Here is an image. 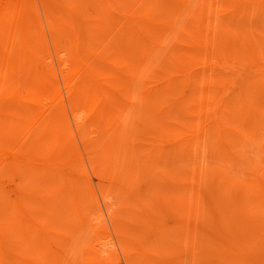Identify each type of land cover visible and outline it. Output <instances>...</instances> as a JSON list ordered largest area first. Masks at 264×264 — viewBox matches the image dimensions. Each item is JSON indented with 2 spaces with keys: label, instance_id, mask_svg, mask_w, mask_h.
<instances>
[{
  "label": "bare ground",
  "instance_id": "bare-ground-1",
  "mask_svg": "<svg viewBox=\"0 0 264 264\" xmlns=\"http://www.w3.org/2000/svg\"><path fill=\"white\" fill-rule=\"evenodd\" d=\"M39 2L49 41L36 0H0V264H121L101 215H86L60 84L109 206L127 189L91 138L141 123L134 150L159 183L110 214L124 264H264V223L243 232L218 209L200 230L218 199L208 179L242 188L231 206L252 194L254 223L264 215V0Z\"/></svg>",
  "mask_w": 264,
  "mask_h": 264
},
{
  "label": "rangeland",
  "instance_id": "rangeland-1",
  "mask_svg": "<svg viewBox=\"0 0 264 264\" xmlns=\"http://www.w3.org/2000/svg\"><path fill=\"white\" fill-rule=\"evenodd\" d=\"M36 2H37V5L39 7L40 18L42 20V27L44 29V33L46 32L45 35H46V38L49 41V37H48L49 30L47 29V27H46V25H45V23L43 21V15H42L41 7H40V2H39V0H36ZM225 73H227V72H225ZM60 92H61V100H62V116H63L64 124L68 128V132H69V134L72 137V138L70 137V142H71V147H72V149L74 151L75 161H76L78 167L80 168V171H81V179H82L83 183L86 184V189L88 191V194L92 198V200L90 202L91 205L88 208V210L86 211V213H87L86 215L88 216V218H91L93 215H97V214H100L101 215L100 216L101 220L98 221L96 227L97 228L104 229V233L105 234H108V236L105 237V239L108 238L110 240V244L115 249V255L118 257V259L121 262V264H124L123 257H122V254H121L120 250H119V247H118V244H117V241H116V237H115V233H114V230H113V227H112L110 214H111V212H113V210L116 211L118 209V204L117 203L123 204L124 202H126L127 206H133V204H135V200H136L137 196L140 193H143V192L149 190V188H151L152 186L153 187L154 186H157L158 183H159V177L157 175H155L154 172L149 173L146 170L147 164L145 163V161L142 160V157L140 156V153L138 151L134 150L133 143H134L135 137H134V134H133L132 131L134 129H138V127L141 125V123L139 122V119L137 118L136 115H132L131 118L128 119V125H129L128 128L118 129V130L114 131L110 136H107L106 138H103V139L100 137L101 136L100 134L97 135V136H92V138H91V142L102 143L103 145H105L107 147L106 148V151L108 153L107 154V164L110 165L111 168H112V171L108 172L109 173L108 177L111 178V180H119L120 182L123 181L124 184L122 185V187H125L127 189V192L126 193H121V199H120L119 202H116V194L114 193V199L112 200V202L115 200V203H112L111 202V205L109 206L107 204V201H105L104 198L102 197V193H101L99 184H98V182L96 180V176H95V174L93 173V171H92V169L90 167L89 160H88V157H87V154H86V145L84 144L83 140L78 135L77 127H76V124H75V122L73 120V117H72V114H71V110L69 108V105H68V102H67V98H66V95H65V93L63 91V88H62L61 84H60ZM251 145L252 144L248 145V143H246V144H244L243 147H244L245 150H248L251 153L254 150V148H253L254 146H251ZM248 147L249 148H252V150L250 151V149ZM250 155H252V154H250ZM56 174L59 177L63 178L64 179V182H66V183L67 182H70V180L68 179L69 178L68 170H66V169H64L62 167L60 168V167L57 166L56 167ZM211 180L210 179L207 180V184L206 183L205 184L208 185V186H205L204 188L207 189V191L210 190L211 192L213 190H214L213 192H215L216 191V188H217L219 190L218 191L219 193L217 194L215 192L213 194V192H212V195H210V197H211V199L213 198V200L216 199V198H218V199L215 200V201H213V202L211 201L212 204H210V203L206 202V200H205L208 197L204 198L205 204L208 203L207 204V207L208 208L211 207L209 210L210 211L212 210V211L209 212L207 210L206 205H204L205 207H204V216H203V219H204L205 215H207V216L208 215L209 216L211 215L210 217H213V218H210L209 217V219L208 218H205V220H202L200 218L201 221H202V223L204 221H206L204 223L207 224V225H204L203 224V225L200 226L199 223H198L200 221V219H199V221H197L196 224L198 223V226L201 227V228L199 227L200 230L203 227L204 231L207 232V230H205L206 229L205 226H207V229L208 228L210 229V226H211V229L212 228L214 229V227H212V226L217 225L218 222H219V225H220V222L221 221H219L220 220L219 218H220L221 215H223L221 213L224 212V211H225V214L226 213L227 214H230V213H233L234 214L236 212L235 214H238L237 215L238 217H235V215H233L234 216V219H236L237 221L238 220L239 221L241 220V223H243L242 221H245V219H246V221L244 222V224H245L244 226L245 227L243 229V232L245 231L246 228H247V231H249L248 230L249 225L251 226V227H249L250 228V231H251L254 228L255 229L258 228V226L260 225V223H264V222L261 221V220H264V217H262L264 215L261 216V215L258 214L259 216L257 217V220L255 221L256 224L254 223V220H252V217H249V216L247 217V215H250L251 212L253 211L252 210L253 209V206H252V201H251L253 199L252 194H246V193H244V194H246V198H248V197L250 198L251 196H252V198L251 199L248 198L247 200H246V198H244V201L242 199L243 202H241V200L239 201L242 204L245 203L246 204V207H242V204H238V203L237 204H234L233 206H231V204L230 205L228 204V203H231V202H229V200L227 201V199H229L231 197L232 198L234 197L233 199H235L236 196L239 197V195H241V192H239L238 190H240V189L242 190V188H240L239 186L238 187L240 189L234 187L235 189H238L236 191L239 192V194L237 192L238 195L235 196L236 193L234 192L235 189L232 188L233 186L230 187V188H232V190H231V189L225 187V185L223 184V182L220 183V182H217L214 179H213L214 182L212 180L213 184L214 183H217V184L213 185L212 182L209 183ZM218 183L220 185H218ZM209 185H210V187H209ZM221 185L223 186V188H221ZM224 190H230V191H224ZM205 191L206 190H204V194H205ZM231 191H232L233 194H230ZM227 193L230 194V195H228ZM226 194L228 195L227 198L225 197ZM205 195H204V197H205ZM214 195H215V197L216 196L217 197L216 198L212 197ZM223 196L225 197L226 200L223 198ZM243 197H244V195H243ZM239 199H241V196L239 198H237L236 200L238 201ZM221 200H222V202H221ZM224 200L227 202L228 205H226V206L229 209L228 208H225L226 206L223 207V204L226 203ZM245 200L247 201V203H246ZM218 201H220L221 203H219ZM216 203H218V204H216ZM233 203H235L234 200H233ZM248 203H251V204H248ZM211 205L214 206V207L216 205L217 208L215 207L213 209ZM238 205H241V206H239L240 208L238 207ZM232 208H234V211H233ZM235 208H236V210H235ZM250 208H252V209H250ZM205 209L208 212H206ZM218 209L219 210L220 209L222 210V211L220 210L221 213L220 212L218 213ZM230 209H232V210H230ZM228 211L229 212L232 211V212L229 213ZM217 213H218V217L219 218L216 217L217 218L216 219L215 216L217 215ZM253 213L254 212H252V214ZM255 215H257V214L255 213ZM231 216H232V214H231ZM248 218H250L251 220H249ZM253 218H254V216H253ZM211 219L213 220V222H212ZM230 219H232V221L234 223H232V221L228 222ZM234 219L232 217V218H229L228 220H226L227 221V225H228V223H230V225H229L230 228L231 227L234 228L233 227L234 225L237 226L236 225L237 222H235ZM209 220L211 221L210 224L211 223H214V221H215L216 222V223H214L215 225L214 224L210 225L209 224ZM190 221H192V220H190ZM201 221H200V223H201ZM257 221H260V223H258ZM247 222L249 223L248 226H247ZM238 223L241 224L240 222H238ZM189 225H190V222H189ZM261 225H264V224H261ZM84 226H88V225H84ZM240 226L242 227V225H240ZM80 227H82V226H80ZM217 227H218V225H217ZM84 229H85V233L82 234V236L80 237V239H78L79 245H83V244L87 243L88 240H89L90 234L92 233V232L89 233L90 228L84 227ZM209 229H208V231L210 232L211 230H209ZM153 237H154V235L150 236V242L151 243L152 242H156L158 245L155 243L156 245L154 244V246L155 247L158 246V248H157L158 250H160L161 247L162 248L167 247L166 246L167 245V242H168L167 241V238H163L164 240H162L161 238L159 240H155L154 238H156V237H154V238ZM151 238L154 239V241H152ZM171 257H173V256H171ZM210 258L213 259V256L208 257V259L206 258L207 262H205V259H204L203 262H197V264H203V263L204 264H208V263L209 264L210 263L211 264H213V263L219 264L220 261L219 260H218L219 262L217 261V257L214 259L217 262H215L212 259L210 260ZM175 259L172 258V260H171V258L168 255V258L166 259L167 261L164 262V263L166 264V263L169 262L170 264H174L173 261H175ZM171 261L173 263H171ZM200 261H202V260H200ZM220 264H221V262H220Z\"/></svg>",
  "mask_w": 264,
  "mask_h": 264
}]
</instances>
